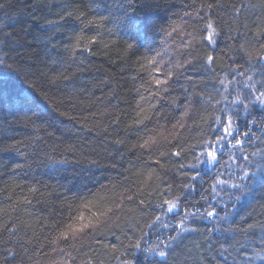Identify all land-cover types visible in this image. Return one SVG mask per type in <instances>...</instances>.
<instances>
[{
  "label": "trees",
  "instance_id": "1",
  "mask_svg": "<svg viewBox=\"0 0 264 264\" xmlns=\"http://www.w3.org/2000/svg\"><path fill=\"white\" fill-rule=\"evenodd\" d=\"M209 15L215 34L204 43ZM261 27L264 0H0V255L16 248L5 264H72L69 253L73 264H119L121 255L132 264H264V105L247 90L232 105V85L218 125L225 104L200 100L201 93L221 100L219 69L241 63L237 49ZM77 36L97 39L85 48ZM208 53L215 71L201 62L174 68ZM144 56H155L162 72H151ZM169 68L179 73L171 91L155 96L153 81ZM193 71L201 75L189 82ZM221 142L241 155L231 159L241 167L232 196H212L221 172L201 169L206 151ZM175 147L179 159L161 158ZM220 147L213 165L230 157ZM161 180L171 191L164 194ZM174 198L179 209L162 221L169 227L146 229L149 217L165 215L154 205ZM80 213L99 223L64 243L54 221L63 216L67 224ZM137 223L143 235L130 229ZM128 236L140 244L128 246Z\"/></svg>",
  "mask_w": 264,
  "mask_h": 264
},
{
  "label": "snow or ice",
  "instance_id": "2",
  "mask_svg": "<svg viewBox=\"0 0 264 264\" xmlns=\"http://www.w3.org/2000/svg\"><path fill=\"white\" fill-rule=\"evenodd\" d=\"M207 9L211 10L213 8V4L209 3L207 4ZM242 4L239 6H234L233 11L235 13H241ZM185 17L189 15V13L184 14ZM197 19H200L199 17V10L197 11ZM205 23L203 25L202 31H206L207 35L203 36L204 43H208L213 39V36L215 34V29L212 20L209 16L203 17ZM89 22H93V18H90ZM238 27H241V24L239 21H237ZM245 27V25H243ZM231 31V28L229 29ZM172 32H175V29H172ZM172 32H169L167 35L170 38L172 35ZM221 35H223V29H221L220 32ZM248 36L251 37L250 40H246L244 44L240 45L237 49L239 52V60L241 63H236L235 60H230L229 64L227 66L221 67L219 71L222 73L221 77L219 78V85L221 88H224V92L221 93L219 91L216 92V95H219L221 97V100H216L215 96H212L211 94H208L207 96L204 93H201L200 100H208L209 102L213 103L215 101L214 106H219V104L224 103L225 108L222 110V113L219 117L216 118L217 124L223 123L225 120V117L223 115V111H228V104H229V88L232 85L236 86V95L232 99L231 104L235 105L236 103H239L241 101H245L247 97L244 95L245 90H247L248 94L251 96L252 100L256 103H259L260 105H264V27L252 30L249 29ZM240 37V33L237 32L234 37H231L233 40H237V38ZM258 37V38H257ZM79 46V41L84 40L86 43L84 44V47L87 48L88 45L94 41H96L95 36L91 37H84V36H77L76 37ZM216 43L219 44V39L217 38ZM126 47H131L130 45ZM214 51V49H213ZM139 59V58H138ZM144 61L146 62L147 67L151 65L150 68L151 72L155 73H161L162 69L160 67L155 66V56H152L149 58L148 56L143 57ZM215 57L208 53L206 56L201 57L198 61L197 60H185L183 64H176L174 66L175 69H179L181 72L186 69L187 67H190L194 63L201 62L203 65V69L206 71H215L210 66L214 63ZM261 63V67H256L257 63ZM178 72L174 71L173 68H169L166 73H164V79H154L153 83L157 86V91L154 93L155 96H161V91H163V96L167 97L168 93L171 91V88L169 87L172 80H174L178 76ZM201 75V72L193 71L189 75V82H191L193 76H199ZM229 77L231 79H229ZM176 110H179L178 108ZM155 115H159V113H154ZM187 115V112L184 113ZM65 115V113H63ZM228 119H231V117H228ZM113 123H116V121H113ZM142 120L138 119L135 121V124H141ZM183 127V126H182ZM117 144H122L123 141L117 140ZM148 146V141H145L143 144L140 145V148H146ZM182 155L179 147L171 148L168 152H162L160 153V156L162 159H166L168 156L176 157L177 159L180 158ZM59 162H64V159H60ZM159 163V161H157ZM91 164H96V161H91ZM161 183L164 184L165 190L164 194L171 191V185L167 183L166 180H161ZM160 189L157 188L154 190L153 193H150L149 195H154L157 193H160ZM149 203V201H146L145 199L140 200L141 205H145ZM81 207H87V204H82ZM154 207L158 209L160 212L165 213L164 217H161L160 215H156L155 219H151V217L148 218V222L146 223L145 227L151 228L155 224H159L161 227H169L168 223H163L162 221L166 219L169 215H171L173 212H176L179 209V201L177 198L174 199H164L161 203L155 204ZM188 212H185L187 215ZM96 214H93L95 216ZM100 215H104V213H100ZM208 215L214 216V211H209ZM69 222L65 224L64 217L61 216L59 220H55L54 224L52 226L53 230L58 231V238H62L64 243H67L68 239L70 237H75L78 233L83 234L86 229L92 228L95 224L99 223V219H93L92 217H85L83 213H80L79 216L75 217L74 219L72 217H69ZM182 221H180L179 224H176V227H180L183 231L182 227ZM132 230H139L141 235H143L144 228H141V226L137 223L134 225L129 226ZM114 228L119 231L121 230V224L116 223L114 225ZM8 231H13L12 229H8ZM111 234V233H110ZM171 238V237H170ZM11 239V238H10ZM117 240H119V237H116ZM134 237L128 236V241H130V244L128 246H137L140 244L141 240L140 237L135 238V243H131L133 241ZM25 244H31L32 241H23ZM99 239H97L96 243L99 244ZM52 243H55L53 240ZM125 246L124 247H128ZM106 249L109 247L108 245L104 246ZM111 250L113 253H116L119 251L116 244H112ZM4 252V255H0V264H5L6 261H11V259L16 255V248L15 246L12 247H5L2 250ZM259 255V253H257ZM71 258L72 264L73 261H75V257H71V253L68 254ZM160 256H165L166 252L163 250L159 251ZM118 260L119 264H132L131 260H125L123 259V256H117L114 257ZM62 264H69L68 260H65L62 262ZM88 264H91V261L88 262Z\"/></svg>",
  "mask_w": 264,
  "mask_h": 264
},
{
  "label": "rangeland",
  "instance_id": "3",
  "mask_svg": "<svg viewBox=\"0 0 264 264\" xmlns=\"http://www.w3.org/2000/svg\"><path fill=\"white\" fill-rule=\"evenodd\" d=\"M225 128H227V124H226ZM230 138H231V133H230L229 129L227 128L224 130V139L223 140H226V141L223 143H227V145H228V143L232 142V140ZM222 145H223V147H222V150H223L224 146L226 147L227 145H224L221 142L220 146H222ZM220 146L216 149L214 148L213 150L209 149L206 151L201 169L203 171H208L209 169H211V167L212 168L215 167L216 170H219L221 172L215 176V179L213 181L212 196L236 195L238 193V190H240L239 189L240 186H239V182L237 184L235 175L240 173L241 167H239L236 162L231 161V159L232 158L234 159L235 158L234 156H238V160H239L241 158V155L238 152L234 153L235 152L234 148L231 150L225 148L224 150H226L227 152L230 150V152H229L230 157L228 159H224L222 156V159H224L225 161H220L218 159L217 163L219 164V166H217V164L213 165V163L217 161V158L219 156L217 154L218 153L217 151H220V149H221ZM229 166L231 168H229ZM232 172H233V174H232Z\"/></svg>",
  "mask_w": 264,
  "mask_h": 264
}]
</instances>
